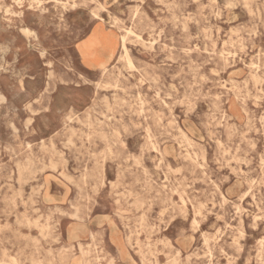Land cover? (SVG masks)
<instances>
[{
  "label": "rangeland",
  "instance_id": "rangeland-1",
  "mask_svg": "<svg viewBox=\"0 0 264 264\" xmlns=\"http://www.w3.org/2000/svg\"><path fill=\"white\" fill-rule=\"evenodd\" d=\"M0 264H264V0H0Z\"/></svg>",
  "mask_w": 264,
  "mask_h": 264
},
{
  "label": "crops",
  "instance_id": "crops-1",
  "mask_svg": "<svg viewBox=\"0 0 264 264\" xmlns=\"http://www.w3.org/2000/svg\"><path fill=\"white\" fill-rule=\"evenodd\" d=\"M97 23L93 24L89 31L76 43V51L82 67L86 69H101V65H109L117 54L119 49L118 33L114 29L108 28L105 25L98 26ZM111 30L115 32L116 38L110 51L104 52L99 42L95 41L97 35L110 34ZM92 54H102V59L94 64L88 63L87 56Z\"/></svg>",
  "mask_w": 264,
  "mask_h": 264
},
{
  "label": "bare ground",
  "instance_id": "bare-ground-1",
  "mask_svg": "<svg viewBox=\"0 0 264 264\" xmlns=\"http://www.w3.org/2000/svg\"><path fill=\"white\" fill-rule=\"evenodd\" d=\"M215 1V0H214ZM112 4V3H111ZM104 9V8H103ZM26 30V29H25ZM113 31H111V33H112ZM130 32V30H127V29H125V32L124 33H122V34H120L119 36H118V40H119V45H120V55H119V58H122V59H124V61L126 62V64H128V65H130L131 64V62H130V58H129V55H128V51H127V46H126V41H127V36H128V33ZM112 40H113V36H111V35H107L106 37H104V42H105V44H106V46H109L110 44H111V42H112ZM196 48V47H195ZM8 50V49H7ZM2 58V57H1ZM90 61V60H89ZM107 67L108 66H101V70L102 71H105V70H107ZM132 67V66H131ZM142 83V82H141ZM100 90V89H99ZM104 97V96H103ZM106 112V111H105ZM186 125V124H185ZM106 128V127H105ZM193 131V130H192ZM13 132V131H12ZM197 136V135H196ZM199 137V136H198ZM199 138H201V137H199ZM196 139H197V137H196ZM198 140V139H197ZM202 140V139H201ZM218 142V141H217ZM163 150V149H162ZM170 151V150H169ZM166 154V153H165ZM187 155H188V153H187ZM188 157V156H187ZM194 160V159H193ZM42 168H43V166H42ZM40 170H43V169H40ZM12 171V170H11ZM16 172V171H15ZM228 172V171H227ZM12 174V173H11ZM210 181V180H209ZM49 183V182H48ZM48 186H49V184H48ZM47 186V187H48ZM29 193V192H28ZM49 195V194H48ZM19 198V197H18ZM52 198V197H51ZM51 198H49V199H51ZM30 201V200H29ZM34 201V200H33ZM53 201V200H52ZM11 205V204H10ZM24 206V205H23ZM25 207V206H24ZM34 233V232H33ZM47 234V233H46ZM183 234V233H182ZM25 237V236H24ZM33 237V236H32ZM22 238V237H21ZM28 238V237H27ZM35 239V238H34ZM28 240V239H27ZM10 244V243H9ZM16 244V243H15ZM22 246H24V245H22ZM148 250V249H147ZM12 260V259H11ZM150 261V260H149ZM168 261V260H167ZM17 262V261H16ZM15 263V262H14Z\"/></svg>",
  "mask_w": 264,
  "mask_h": 264
}]
</instances>
